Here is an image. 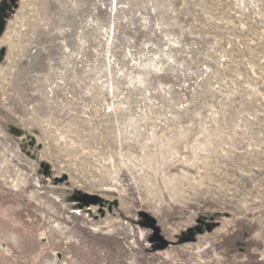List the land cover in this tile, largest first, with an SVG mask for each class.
<instances>
[{
    "label": "rangeland",
    "instance_id": "obj_1",
    "mask_svg": "<svg viewBox=\"0 0 264 264\" xmlns=\"http://www.w3.org/2000/svg\"><path fill=\"white\" fill-rule=\"evenodd\" d=\"M0 24V264H264V0H0Z\"/></svg>",
    "mask_w": 264,
    "mask_h": 264
},
{
    "label": "water",
    "instance_id": "obj_2",
    "mask_svg": "<svg viewBox=\"0 0 264 264\" xmlns=\"http://www.w3.org/2000/svg\"><path fill=\"white\" fill-rule=\"evenodd\" d=\"M1 24H0V29H1ZM74 199L76 201H78L81 204H85V205H97L100 203L101 199L97 196H89V195H82V196H75ZM145 220L147 221V223L149 224V226L153 229H155V225H156V221L148 216V215H144ZM155 241H162L160 235L158 233L154 234V237L152 238V242Z\"/></svg>",
    "mask_w": 264,
    "mask_h": 264
}]
</instances>
